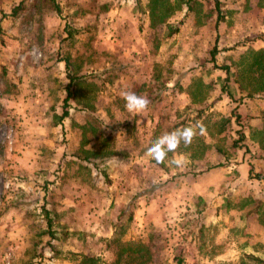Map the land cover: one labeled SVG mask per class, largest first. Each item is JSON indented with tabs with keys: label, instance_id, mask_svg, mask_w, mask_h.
Segmentation results:
<instances>
[{
	"label": "rangeland",
	"instance_id": "obj_1",
	"mask_svg": "<svg viewBox=\"0 0 264 264\" xmlns=\"http://www.w3.org/2000/svg\"><path fill=\"white\" fill-rule=\"evenodd\" d=\"M261 49L264 0H0V264H264Z\"/></svg>",
	"mask_w": 264,
	"mask_h": 264
},
{
	"label": "clouds",
	"instance_id": "obj_2",
	"mask_svg": "<svg viewBox=\"0 0 264 264\" xmlns=\"http://www.w3.org/2000/svg\"><path fill=\"white\" fill-rule=\"evenodd\" d=\"M121 98L124 100V107L129 113H140L147 109L149 100L142 95H138L130 90H123ZM197 130L199 134L204 133V127L200 122L194 126H186L166 132L158 137L153 144L146 150L145 156L154 161L157 165L164 163L169 152H175L181 143L185 146L190 145L196 137ZM171 163L175 165L182 164V158L176 157L171 159Z\"/></svg>",
	"mask_w": 264,
	"mask_h": 264
},
{
	"label": "trees",
	"instance_id": "obj_3",
	"mask_svg": "<svg viewBox=\"0 0 264 264\" xmlns=\"http://www.w3.org/2000/svg\"><path fill=\"white\" fill-rule=\"evenodd\" d=\"M19 8H15L12 12V16H17V11ZM218 53V49L215 48L212 51L213 56V62L215 61V57ZM249 59L241 63V66L239 67V74L241 77L240 81V89L241 91H247L248 87H251V90L249 91V94L252 93H258V92H264V49L254 51L250 50L248 52ZM217 66V65H216ZM227 74H230V68L224 67ZM71 81L69 85H67V92L68 96L65 98V103L67 104L71 98H72V91L71 87L75 83V79L71 77ZM245 82V83H244ZM69 115L68 111H65L62 118L65 119ZM80 264H98V260L95 257H90L88 255H83L81 263Z\"/></svg>",
	"mask_w": 264,
	"mask_h": 264
}]
</instances>
